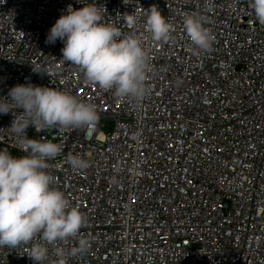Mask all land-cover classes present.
Here are the masks:
<instances>
[{
    "label": "built area",
    "instance_id": "obj_1",
    "mask_svg": "<svg viewBox=\"0 0 264 264\" xmlns=\"http://www.w3.org/2000/svg\"><path fill=\"white\" fill-rule=\"evenodd\" d=\"M92 2L0 0V97L17 84L55 87L99 116L90 131L26 130L63 146L49 170L88 220L81 235L91 247L68 264H264V25L251 0H95L103 22L136 32L149 50L140 102L85 82L60 60L63 43H46L68 5ZM151 7L171 23L170 41L151 40ZM185 15L204 18L211 51L194 53ZM12 120L0 114V150L24 155ZM69 155L89 167L73 169ZM30 247L0 248V264H33Z\"/></svg>",
    "mask_w": 264,
    "mask_h": 264
},
{
    "label": "clouds",
    "instance_id": "obj_2",
    "mask_svg": "<svg viewBox=\"0 0 264 264\" xmlns=\"http://www.w3.org/2000/svg\"><path fill=\"white\" fill-rule=\"evenodd\" d=\"M250 7L259 24L264 25V0H251ZM106 8L95 0L79 9L68 5L51 27L47 44L63 43L65 64L75 67L85 82L117 97L140 102L149 94L150 54L136 32L122 33L103 22ZM150 38L156 42L172 39L173 28L157 7L145 13ZM135 25L134 15L126 17ZM200 15H185L183 28L194 53L211 51L215 40ZM33 65V72L54 74ZM20 109L22 111L17 112ZM12 113L11 131L16 134L20 151L14 156L0 150V248L31 245L28 257L33 264H68L71 258L86 254L91 241L81 235L88 222L79 206L57 187L48 161L63 151L60 143L40 137L30 139L29 126L37 132L50 129L90 131L99 120L96 106L58 88L17 84L7 98L0 97V114ZM75 170H85L89 162L78 156L67 157Z\"/></svg>",
    "mask_w": 264,
    "mask_h": 264
}]
</instances>
